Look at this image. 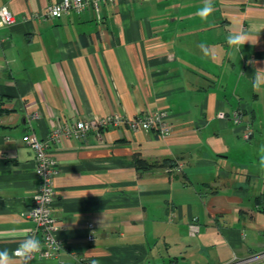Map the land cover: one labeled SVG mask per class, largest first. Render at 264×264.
I'll list each match as a JSON object with an SVG mask.
<instances>
[{"label":"crops","instance_id":"crops-1","mask_svg":"<svg viewBox=\"0 0 264 264\" xmlns=\"http://www.w3.org/2000/svg\"><path fill=\"white\" fill-rule=\"evenodd\" d=\"M59 1L0 0L13 14L0 26V250L11 254L34 228L24 135L166 110L165 137L121 123L47 142L63 247L41 256L35 232L42 247L30 264H221L264 251V84L252 86L264 71V0H212L207 21L203 0L38 16ZM238 31L249 40L240 51L226 40ZM134 157L153 165L140 170Z\"/></svg>","mask_w":264,"mask_h":264},{"label":"built area","instance_id":"built-area-1","mask_svg":"<svg viewBox=\"0 0 264 264\" xmlns=\"http://www.w3.org/2000/svg\"><path fill=\"white\" fill-rule=\"evenodd\" d=\"M116 1L61 0L48 5L46 10L38 16L43 19H53L71 10L75 12L84 11L89 6H93L98 13V8L101 3L112 4ZM0 22L2 24H10L13 22V14L7 6H0ZM217 115L224 117V113H218ZM233 117L238 118L237 112H234ZM121 123L126 124L132 130L142 129L144 131L156 132L160 137H165L171 130L166 110H146L143 116L137 118L125 119L119 114H109L94 116L87 120H77L72 124H64L55 128L50 133V136L44 140L38 139L33 134H26L22 137L32 147L35 153L34 172L38 182L33 194L31 208L26 215L34 222V228L31 230L30 235L33 236L35 232L41 234L42 243L45 247L40 252L41 256L49 257L63 247L60 240L55 236L57 226L52 214V201L55 193L53 178L57 172V163L48 149L47 142L49 140L59 141L63 136L82 137L87 130H99L106 126H118ZM251 133V130L246 129L243 132V137L248 138ZM88 227H92V225L89 224ZM87 239L92 240L93 235L91 233L88 234ZM262 257H264V251L243 258L233 257L231 260L221 264H253Z\"/></svg>","mask_w":264,"mask_h":264},{"label":"clouds","instance_id":"clouds-1","mask_svg":"<svg viewBox=\"0 0 264 264\" xmlns=\"http://www.w3.org/2000/svg\"><path fill=\"white\" fill-rule=\"evenodd\" d=\"M213 10L212 0H203V6L198 9L197 15L207 21ZM0 26H2V22H0ZM226 40L228 45L236 48L237 51H240L241 45L249 41L243 31L230 33ZM201 47L204 46L201 45ZM262 84H264V71L258 69L252 80V86L254 89H259ZM261 152L264 153V148H261ZM259 164L264 168V155L260 156ZM21 235L25 238L20 241L16 249L12 250L11 254L7 248L0 250V264H12L13 257L17 258L20 264H30V261L35 258V254L41 251L42 245L39 239L27 232ZM91 264H99V260L92 259Z\"/></svg>","mask_w":264,"mask_h":264},{"label":"trees","instance_id":"trees-1","mask_svg":"<svg viewBox=\"0 0 264 264\" xmlns=\"http://www.w3.org/2000/svg\"><path fill=\"white\" fill-rule=\"evenodd\" d=\"M134 160H135V165L138 169L140 170H144V169H147L149 168L150 166H152L153 164H148L144 159L142 158H139V157H134ZM264 196V195H263ZM262 196V197H263ZM261 197V198H262ZM260 198V197H259ZM259 198L257 197V199L259 200ZM261 200V199H260Z\"/></svg>","mask_w":264,"mask_h":264}]
</instances>
